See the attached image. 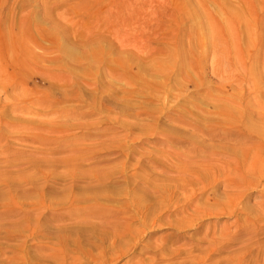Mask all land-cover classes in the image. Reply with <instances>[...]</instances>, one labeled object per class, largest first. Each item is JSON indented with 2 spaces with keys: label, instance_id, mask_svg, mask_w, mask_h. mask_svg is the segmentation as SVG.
<instances>
[{
  "label": "rangeland",
  "instance_id": "obj_1",
  "mask_svg": "<svg viewBox=\"0 0 264 264\" xmlns=\"http://www.w3.org/2000/svg\"><path fill=\"white\" fill-rule=\"evenodd\" d=\"M263 159L264 0H0V264H264Z\"/></svg>",
  "mask_w": 264,
  "mask_h": 264
},
{
  "label": "bare ground",
  "instance_id": "obj_2",
  "mask_svg": "<svg viewBox=\"0 0 264 264\" xmlns=\"http://www.w3.org/2000/svg\"><path fill=\"white\" fill-rule=\"evenodd\" d=\"M264 160V159H263ZM263 173V172H262ZM227 178V177H226ZM232 180H234V179H232ZM240 183V182H239ZM227 184H228V182H227ZM236 185V184H235ZM234 186V185H233ZM233 188V187H232ZM235 189V188H234Z\"/></svg>",
  "mask_w": 264,
  "mask_h": 264
}]
</instances>
